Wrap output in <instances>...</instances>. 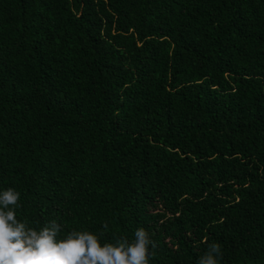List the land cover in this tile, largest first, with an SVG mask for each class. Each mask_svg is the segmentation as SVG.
<instances>
[{"label": "trees", "instance_id": "trees-1", "mask_svg": "<svg viewBox=\"0 0 264 264\" xmlns=\"http://www.w3.org/2000/svg\"><path fill=\"white\" fill-rule=\"evenodd\" d=\"M8 188L58 241L264 264V0H0Z\"/></svg>", "mask_w": 264, "mask_h": 264}, {"label": "clouds", "instance_id": "clouds-1", "mask_svg": "<svg viewBox=\"0 0 264 264\" xmlns=\"http://www.w3.org/2000/svg\"><path fill=\"white\" fill-rule=\"evenodd\" d=\"M19 199L13 188L0 192V264H149L150 247L156 248L143 228L135 231L131 243L117 239L102 246L88 231H72L58 241L61 225L55 220L37 231L17 219ZM222 258L221 246L212 243L197 264H220Z\"/></svg>", "mask_w": 264, "mask_h": 264}]
</instances>
